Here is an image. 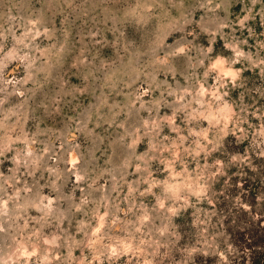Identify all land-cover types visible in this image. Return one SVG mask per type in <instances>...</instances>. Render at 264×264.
Returning <instances> with one entry per match:
<instances>
[{"label": "rangeland", "instance_id": "obj_1", "mask_svg": "<svg viewBox=\"0 0 264 264\" xmlns=\"http://www.w3.org/2000/svg\"><path fill=\"white\" fill-rule=\"evenodd\" d=\"M2 201L0 264H264V0H0Z\"/></svg>", "mask_w": 264, "mask_h": 264}, {"label": "bare ground", "instance_id": "obj_2", "mask_svg": "<svg viewBox=\"0 0 264 264\" xmlns=\"http://www.w3.org/2000/svg\"><path fill=\"white\" fill-rule=\"evenodd\" d=\"M217 61H222L220 59H218ZM217 61L215 62V65L217 66V68L219 69L220 72L225 73V72H230L231 73V77L235 76V70L229 67H225L224 63L221 64H217ZM223 62V61H222ZM228 106L225 105L222 107V109L220 110L221 115L225 118L226 121H228L229 116H230V109L227 108ZM70 161L71 163L74 162L76 160V158L74 157V154L70 155ZM0 209H2L3 211H6L8 209V205L6 201H2L0 202ZM3 262V260H2Z\"/></svg>", "mask_w": 264, "mask_h": 264}, {"label": "snow or ice", "instance_id": "obj_3", "mask_svg": "<svg viewBox=\"0 0 264 264\" xmlns=\"http://www.w3.org/2000/svg\"><path fill=\"white\" fill-rule=\"evenodd\" d=\"M222 63V61H217V64H221ZM213 67H216V65H213ZM226 76L227 75H231V73L230 72H225L224 73Z\"/></svg>", "mask_w": 264, "mask_h": 264}]
</instances>
